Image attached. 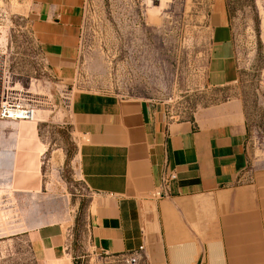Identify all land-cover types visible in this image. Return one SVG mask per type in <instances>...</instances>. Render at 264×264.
Masks as SVG:
<instances>
[{"label":"crops","instance_id":"1","mask_svg":"<svg viewBox=\"0 0 264 264\" xmlns=\"http://www.w3.org/2000/svg\"><path fill=\"white\" fill-rule=\"evenodd\" d=\"M78 0H32L31 35L57 78L71 79ZM204 85L223 88L238 75L223 0L207 16ZM47 110V109H46ZM77 147L78 177L89 192L85 240L90 252L136 264H264V170H246L243 103L231 97L175 119L149 99L77 91L66 105ZM0 119V189L44 198L51 183L40 125ZM165 163L177 172L169 196L151 198ZM39 219V221H38ZM35 215L30 237L45 261L73 264L69 225Z\"/></svg>","mask_w":264,"mask_h":264},{"label":"rangeland","instance_id":"2","mask_svg":"<svg viewBox=\"0 0 264 264\" xmlns=\"http://www.w3.org/2000/svg\"><path fill=\"white\" fill-rule=\"evenodd\" d=\"M78 1L77 55L73 77L65 81L41 60L31 35L32 0H0L1 70L9 86L40 101L46 179L52 182L44 198L0 189V264H55L41 258L24 231L45 212L47 221L68 223L73 264H125L87 248L89 192L77 175V143L64 110L74 92L149 99L175 119L238 97L246 118V170H264V0H223L238 75L216 89L203 82L207 16L215 0H168L157 12L146 0Z\"/></svg>","mask_w":264,"mask_h":264},{"label":"built area","instance_id":"3","mask_svg":"<svg viewBox=\"0 0 264 264\" xmlns=\"http://www.w3.org/2000/svg\"><path fill=\"white\" fill-rule=\"evenodd\" d=\"M4 72L0 63V119L17 122H35L38 109L36 98L28 95L21 89L8 85L4 80ZM177 180V172L165 163L160 177L159 184L149 192V196L154 199L169 196L172 192V185ZM143 245L135 251L127 253L123 261L125 264H136L141 258Z\"/></svg>","mask_w":264,"mask_h":264},{"label":"bare ground","instance_id":"4","mask_svg":"<svg viewBox=\"0 0 264 264\" xmlns=\"http://www.w3.org/2000/svg\"><path fill=\"white\" fill-rule=\"evenodd\" d=\"M147 4L151 6L152 12H157L161 8H164V5L168 0H146Z\"/></svg>","mask_w":264,"mask_h":264},{"label":"trees","instance_id":"5","mask_svg":"<svg viewBox=\"0 0 264 264\" xmlns=\"http://www.w3.org/2000/svg\"><path fill=\"white\" fill-rule=\"evenodd\" d=\"M191 118V117H190Z\"/></svg>","mask_w":264,"mask_h":264}]
</instances>
